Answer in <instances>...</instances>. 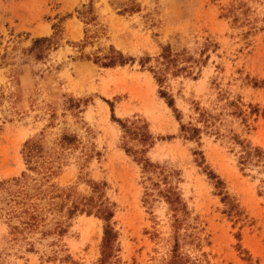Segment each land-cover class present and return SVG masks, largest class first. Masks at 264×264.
Here are the masks:
<instances>
[{
    "label": "rangeland",
    "instance_id": "1",
    "mask_svg": "<svg viewBox=\"0 0 264 264\" xmlns=\"http://www.w3.org/2000/svg\"><path fill=\"white\" fill-rule=\"evenodd\" d=\"M0 264H264V0H0Z\"/></svg>",
    "mask_w": 264,
    "mask_h": 264
},
{
    "label": "trees",
    "instance_id": "2",
    "mask_svg": "<svg viewBox=\"0 0 264 264\" xmlns=\"http://www.w3.org/2000/svg\"><path fill=\"white\" fill-rule=\"evenodd\" d=\"M111 236H109V231L105 230L104 237H103V251L110 247V239ZM106 258V257H105Z\"/></svg>",
    "mask_w": 264,
    "mask_h": 264
}]
</instances>
